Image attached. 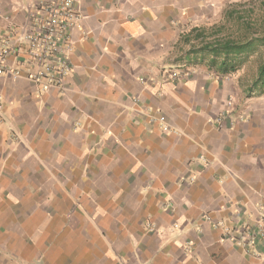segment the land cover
Wrapping results in <instances>:
<instances>
[{
    "label": "crops",
    "instance_id": "1",
    "mask_svg": "<svg viewBox=\"0 0 264 264\" xmlns=\"http://www.w3.org/2000/svg\"><path fill=\"white\" fill-rule=\"evenodd\" d=\"M75 2L66 91L0 78V264H264L214 227L264 206V78L203 51L224 0Z\"/></svg>",
    "mask_w": 264,
    "mask_h": 264
},
{
    "label": "built area",
    "instance_id": "2",
    "mask_svg": "<svg viewBox=\"0 0 264 264\" xmlns=\"http://www.w3.org/2000/svg\"><path fill=\"white\" fill-rule=\"evenodd\" d=\"M1 13V12H0ZM26 27L15 44L11 36L0 44V78L11 75L30 82L39 93L58 90L64 93L67 80L75 66L74 31L81 16L75 0H38L28 12ZM16 57L26 69H13L8 59ZM4 112V97L0 90V118ZM225 237L253 257L264 256V206L256 215L237 212L230 222H217Z\"/></svg>",
    "mask_w": 264,
    "mask_h": 264
},
{
    "label": "rangeland",
    "instance_id": "3",
    "mask_svg": "<svg viewBox=\"0 0 264 264\" xmlns=\"http://www.w3.org/2000/svg\"><path fill=\"white\" fill-rule=\"evenodd\" d=\"M222 14V20L204 28L203 34L211 41L218 39L246 41L253 38L258 40L255 48L242 57V66L239 70L248 75L258 73L257 76L260 78V68L264 65V0H224ZM182 71L184 73L169 72L168 76L178 78L189 75L188 70Z\"/></svg>",
    "mask_w": 264,
    "mask_h": 264
},
{
    "label": "trees",
    "instance_id": "4",
    "mask_svg": "<svg viewBox=\"0 0 264 264\" xmlns=\"http://www.w3.org/2000/svg\"><path fill=\"white\" fill-rule=\"evenodd\" d=\"M255 38L246 41L214 40L203 47L211 56V66L222 75L233 74L242 66V57L256 46ZM221 60V62H219ZM259 82L264 78V65L260 68Z\"/></svg>",
    "mask_w": 264,
    "mask_h": 264
}]
</instances>
